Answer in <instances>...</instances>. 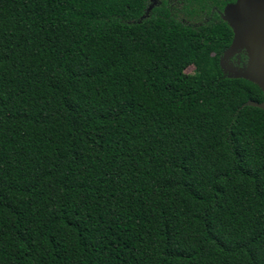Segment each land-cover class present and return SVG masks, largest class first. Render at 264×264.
Here are the masks:
<instances>
[{
  "label": "trees",
  "instance_id": "trees-1",
  "mask_svg": "<svg viewBox=\"0 0 264 264\" xmlns=\"http://www.w3.org/2000/svg\"><path fill=\"white\" fill-rule=\"evenodd\" d=\"M145 9L0 0V264H264V92Z\"/></svg>",
  "mask_w": 264,
  "mask_h": 264
},
{
  "label": "water",
  "instance_id": "water-1",
  "mask_svg": "<svg viewBox=\"0 0 264 264\" xmlns=\"http://www.w3.org/2000/svg\"><path fill=\"white\" fill-rule=\"evenodd\" d=\"M223 20L232 28L233 40L220 59L221 70L229 73V78L244 79L264 92V0H236L225 8ZM241 50L248 61L244 70L234 71L226 61ZM248 105L264 109V99Z\"/></svg>",
  "mask_w": 264,
  "mask_h": 264
},
{
  "label": "flooded vegetation",
  "instance_id": "flooded-vegetation-1",
  "mask_svg": "<svg viewBox=\"0 0 264 264\" xmlns=\"http://www.w3.org/2000/svg\"><path fill=\"white\" fill-rule=\"evenodd\" d=\"M235 2L236 0H146L145 12L147 14L154 8H158L161 13L167 12L175 21L190 27L201 26L202 23L210 21L222 22L229 28L233 40V30L223 20V14L225 8ZM247 61L246 52L241 50L229 57L226 65L232 66L234 71H241L245 69ZM222 73L229 76V73Z\"/></svg>",
  "mask_w": 264,
  "mask_h": 264
},
{
  "label": "rangeland",
  "instance_id": "rangeland-1",
  "mask_svg": "<svg viewBox=\"0 0 264 264\" xmlns=\"http://www.w3.org/2000/svg\"><path fill=\"white\" fill-rule=\"evenodd\" d=\"M185 72L188 73V74H191V73H193V68L192 67H189V68H187L185 70Z\"/></svg>",
  "mask_w": 264,
  "mask_h": 264
}]
</instances>
